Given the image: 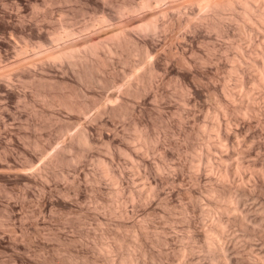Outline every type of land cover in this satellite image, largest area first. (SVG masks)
Wrapping results in <instances>:
<instances>
[{
	"label": "rangeland",
	"instance_id": "374dc122",
	"mask_svg": "<svg viewBox=\"0 0 264 264\" xmlns=\"http://www.w3.org/2000/svg\"><path fill=\"white\" fill-rule=\"evenodd\" d=\"M121 1L123 2V0H109L110 4L105 3L107 5L101 7V6H95L94 4L87 2V0H85V1L84 0H0V87L2 86L1 88L4 87V88H7L9 90H13L15 92V94L16 93L20 94L17 96H7L6 92L0 88V264H82V263L83 264H92L93 261L96 262L93 264H98L99 262H100L99 264H101L102 262H104V264H112V263L118 264V262L121 263V261H123L121 259V258H123V256L126 257L129 254H132L133 256L135 255L136 259L140 257L138 259L139 263L137 262L136 264H143V263L144 264H155L158 261V259L161 260L162 257L166 256L167 253H168L167 256L163 258V260H166V261H164L162 264H164V263L166 264V262H167L166 258L167 257H169L171 259L170 254H172V256H174V258H176V259H174L172 257L171 260L173 263H171L170 262L171 260L169 261V258H168V261L170 262V264H174L175 260H176L175 264H180L181 261L178 262L177 260L179 259V257H184V255L182 256L181 252L180 253L178 252L180 250L175 251V249H178L177 244L181 245L180 240L178 239V235H179V238L182 239L180 236H182V234H185V232H187V231H185V229H187L186 228V222L184 220L185 218H183V214L181 211L182 209H180L181 206L179 207L180 203H178L179 201L177 200L180 197V195H179L180 193L179 194L176 193V195H178L179 197L176 196L175 194L173 195V197L174 196L178 197L177 199H175V197H174V200H173L172 196H171L172 199L170 200L171 197L166 199L164 197H166L167 195L161 194L160 198L162 195L164 197L162 196L163 198L159 199V196H158V199L154 200V202L152 203L153 205L155 204L154 207H153V205H151V206H148L147 204L144 205V203H145L144 201L147 200L146 196H143L144 198L141 199V201L139 198L138 199L136 198V201H138L137 203H140V202L141 203L136 205L137 203L134 200V202H135L134 206L136 207V208H134V206L131 207V202L129 199H127L128 202L125 199L121 200L122 197L125 198L124 196L127 194V191H125L123 193V195L120 194V196H119L120 198H118V196H117L115 199H111V200L109 199V197H111L110 193L112 194L113 185H112L109 177H105V176H103V177L101 176L102 178L100 177L101 178V185H102L101 186L102 191H100V192L101 193L103 191L107 192V194L103 192L102 195H105V196L109 195L108 198H106L107 196L106 197L104 196L106 198V200H108V199L109 200H108V204H107L106 201L104 202L105 199L102 198L103 197L102 195H98L99 197L102 196V197H100L101 200L98 196H96L98 202L96 200H94V202H93V200H91V202L98 204V207H95V206H97L96 204H95V206H93V204L90 202V199L92 198V196H91V198L88 197V196L92 195V193H89L90 192V186H89L90 181H89V183L87 180H86L87 182H84V184H85L84 188L86 187L85 189H87V190H85L86 194H85V198H84V203L86 205V208H88V206H89L88 210L90 211V213L92 212L91 215L92 214L93 215L91 216L90 214H88L90 216H87L86 221L84 223V227H85L84 230L87 229L89 231V232L87 231L89 233V235H88V237H86L84 244L80 245L79 242L77 241V233H78V228H79V225H78L79 216L75 210L76 209L75 208L76 200H75V196L73 195L74 194V191H73L74 188L73 187L75 185L73 183H75L74 182L75 181L74 175L76 176V174H77V171H76V174H74L75 173L74 166H76L78 164V162L76 161L77 164L75 163V160H77V159L75 158V160H73L74 157H76V156H73L72 153L75 152L74 155L77 153L76 151L78 148H77V144H75V142L76 141L78 142L79 140L74 141L75 139L73 137H75V135H77L79 133L78 132L79 127L81 128L82 126L87 125V127L84 126V127H82V129L84 128L86 130L88 128L89 131L91 130V127H92V130H91L92 134L95 131L94 128H96L95 127L96 125H97L98 129H100L102 127L101 128L102 130H108L107 127H109V124H108V122L106 123L104 121V119L107 121L109 119V115H108L109 111H107V110L113 105V104H111L112 101L116 102L118 104V101H119L118 98L119 99L122 98L121 100L125 99L123 101V104L126 106L127 110L128 109H130V110L134 109L135 113L139 112V110L143 106H147L148 108H151V110H152V112H151L152 114H150L151 117H147L148 115H146V114L143 115L144 118H146V117L151 118L153 123H154L153 124L154 126L151 127L152 133H150V135L155 133V132H156V134H153L154 136L159 135L160 131L162 133V130H161L162 128H161V125L159 124L160 121H159V118L157 117V111H156L157 108H155V106L152 103L154 98L152 96H148L145 99V103H143L142 100H140V99H139L140 101L138 99H135L136 100L135 101L134 100L135 97L133 98V96L129 92H128V94H130V95L123 92V90H124L123 88L124 87L126 88V86L123 87V85H126L127 82L123 83L122 79H126V78H123L125 75L122 76L123 74L120 71V69L123 70V68H125L124 66H127V68H125V69L128 71V65L129 64L132 65L134 61L137 62L138 64L135 63L136 66H134V68L130 71V73L128 72V76H129L130 81H131V78L132 79L134 78L132 81H135V79H138L137 78L138 74L136 76L134 74L139 73L138 77L141 76L140 72L143 70L142 67H145L144 69H147L149 61L151 62V59H149L150 56L144 57V60H143L142 59L143 57L140 56L141 53H139V55L133 54L132 56H134V59H133V57H129V59L131 61L130 60H127V61L124 60L123 61L124 63H123L122 60L124 59V57H123V59H118V58H121V57H117L118 54L112 53L107 49L108 45L111 42L110 41L111 38L114 37L113 33L115 34L118 32L119 26H121L124 23V24L128 25L127 27L129 29H131V28L136 29L137 26H135V25L133 26L132 24H136V23L139 24V22L142 21V19H141L142 17L145 18L148 15L150 17H152V15L154 14V13H152V11L156 10L155 12L159 13L160 8L158 9V12H157L156 8H154V10H152L153 8L150 9L151 12L144 11L145 10L144 8H143L144 10L141 8L139 9V7H141L140 6L141 0H138V1L134 0V1L139 2L140 4L137 2L134 3V1L129 2L128 4H130V5L132 3H134L135 5L139 4V5H137L138 10H136V11L134 10L137 8L136 7L134 8L133 6H135V5L133 4V5H131V7H132V9L134 8L132 10L134 12L129 14V12L131 11L129 9L131 7L127 3H125V4H127L126 6H124L125 4L122 5ZM127 1H129V0H127ZM177 1H179V0H175V2H177ZM208 1H209V4L211 2H213V0H208ZM119 5L121 7L124 6V8L122 7V9H124L123 10L124 12H125V9L129 8L128 9L129 12H128V10H126L127 12L126 13L123 12V15H122V13H121L122 11L119 10L120 12H118V10H117ZM195 5H197V4H195ZM120 6H119V9H121ZM127 6H128V8H125ZM212 7L213 6H211V9H212ZM196 8H198V7H196ZM196 8H195V10H196ZM202 8H203V6H202ZM240 8L241 7H237L238 12H241V10L239 11ZM205 9H206V7H205ZM211 9L209 10V12L212 16L210 14H209V16L214 17V14H212V13H214L216 10H214V7H213L212 11H211ZM201 11H202V9H201ZM203 11L207 12V10H204V9H203ZM156 13H155V16H153V17L160 18L161 13L158 14L159 17L156 16ZM217 13L215 12V14H217ZM188 15H190V14H188ZM195 16L197 19H199L198 15H195ZM195 16L193 17V14H191V17H193V19L191 17L189 19L193 20L194 22L196 21V23H198V21L200 19L197 20L195 18ZM106 17L108 18L107 19L108 22L105 19ZM103 19H104V21H103ZM138 19H139V21H138ZM140 19H141V21H140ZM194 19H196V20H194ZM120 20L121 21L124 20V22L123 21L121 22ZM130 21H132V22H130ZM201 21L200 22L202 24L203 20L201 19ZM86 22L89 24H91V23H93V24H91V26L88 24V28H86V30H82L83 26L87 25ZM119 22H120V24H119ZM53 29H55L59 32V34H58L57 31H55V33H57V35L55 37H54V34H52L50 32ZM180 29L178 31H182V29L185 30L184 27L180 28ZM178 31H176L174 33V35L178 34V36L175 35L176 36L175 37L172 35V39L168 34H167L168 36L166 35L168 37L167 38L166 36L164 37V35H162L161 33H160L161 35L158 34V36H157V34H155L153 31H148V33L149 32H151V33H149V34L147 33V36L150 35L151 37L150 36H148V37L154 39L157 42V46L160 50L161 49L164 51L169 50V52L171 51V54H172V52L174 53L173 56L174 55H176V56L182 55V53H179V52H182V50L180 47L178 48V46L184 45V47L186 48V46L187 45L189 46V43H190L191 45L192 44L193 45L192 46L190 45L188 48H190V47L194 48L197 46L196 48H198V49L200 48V50H202L203 48L201 46H204L203 45L204 43L207 44L200 37L196 38V37H198L196 34H194V36H196V37H194L193 33H191L189 30H185V31L186 32L189 31L187 33H189V35L191 34L192 36H189V38L184 37L185 39L179 35ZM214 31L215 30L211 29V32H214ZM80 32H81V34H80ZM214 34H216L214 37L216 38V36H217V38H216L217 40H223V39H221L222 38L221 35H219L217 33H213V35ZM115 35H117V34H115ZM155 35L157 37V40H156ZM49 36H52V38L54 37V39L56 38V40L53 39V41H52L51 40L52 38L51 37L49 38ZM80 36H82L86 40V42L82 37L79 38ZM87 36L92 37V38L89 39ZM159 36H160V38H159ZM218 37H221V38H218ZM164 38L167 40H164ZM223 38L225 40L227 39L225 37H223ZM113 39H112V41H113ZM169 39H170V41H169ZM200 39L203 42L199 41ZM107 40H108V42H107ZM183 40L186 41V42H184V43H186V46H185V44H182V45L180 44L183 42ZM88 41H92V42L95 41L96 43H98V41L100 42L99 43L100 47H98V52H97V53H99V55L98 54L97 55L100 57H98L96 54H95L96 56H94V54H92V53H90V55H92V56L89 55V52L87 51V46L86 47L84 46L85 45L84 43H88ZM103 43L104 44L108 43V45L106 44V46H103L102 45ZM198 43L200 45L202 43L203 44L200 46ZM78 45H79L80 49L82 48L81 51L79 52V54L80 53L82 54L84 62H86L85 59L87 58V56L89 57V59H86L87 62L92 57V60L89 61L91 64L89 63L90 65L85 66V67H87V71L90 69L89 73L87 72V75H86L88 78L90 77L91 74L92 75L94 74L93 75L94 79H91V78H93L91 76V78L89 79L90 80L89 83H87L88 80L85 79V76H84L85 73H83V71H81L82 66L80 67L79 66L80 64H77V61L80 57H78V54H77L78 50H76L74 47H76ZM205 46L208 47V44ZM58 47H59V49H58ZM105 47L109 52L106 51V49H104ZM76 48L78 49V47H76ZM83 48H84V50L85 49L86 50L84 51ZM57 49L60 51L59 54L63 55V57L60 55V57H62V59L57 58V56H59V54H57V56L55 54L57 52ZM54 50H56V51H54ZM187 50L188 49L186 48V52L189 53L188 51L190 49L188 51ZM203 50H207V48L203 49ZM192 51L193 50L191 48V52ZM52 52L55 54L56 57L54 56V54ZM83 52H86V54ZM191 52L189 53V55L192 56L193 54H191ZM109 53H112L111 56ZM83 54H85V55H83ZM112 56L113 57L115 56L114 58H117V60L113 58V61H115V62H113L114 63L113 65H115L114 66L115 68L113 66L111 67ZM135 56H139L138 58L142 59L141 63L138 62V59ZM93 57H97V60L99 58H101V59H99L101 61H98L99 62L97 65L98 68H96V69L92 68V66L95 67L94 65L97 64V60L96 59L93 60L94 59ZM55 58H56V61H57V59H59L60 62H59V60L56 62ZM102 58H103V61L105 60L104 62L102 61ZM118 60H120L122 63ZM61 62H62V64H61ZM92 62L95 64L93 65ZM125 62H127V63L125 64ZM206 64L199 63L198 65H200V67L198 65L197 66L199 69H204L206 67L204 69L206 72L208 71V72L212 73L213 71H215L216 68L213 66V63L207 64V65ZM201 66H203V67H201ZM91 69H93V70H91ZM211 69H213V70L211 71ZM96 70L98 71L99 74L96 72ZM126 70H123V71L126 73ZM147 70H144V71H146V73H147ZM217 70H216V72H217L216 74L220 73V75H222V76L225 75L224 77L219 75L220 77H222V79L224 78L227 80L229 77L230 78L232 77L231 79L230 78L228 79V82H229V80H230V82H229L230 84H232L234 82V80H235V78H234L235 76L233 77L234 74L229 73L230 74L229 75L228 72H227V74H225L226 71H224V72H222V73H224V75H223L221 73V70H219V71H217ZM93 71H95L97 74ZM144 71H142V74L144 73ZM90 72H91V74H90ZM116 72H118V73H116ZM112 73H115V75H113V76H115V78H116L115 82H117L113 86H111V84L108 80L109 76H107V75L111 76ZM88 74H90V75H88ZM116 74H118V75H116ZM78 75L79 76L82 75V76L78 78ZM96 75H98V76H96ZM99 75H101V76L99 77ZM105 75L107 78L105 77ZM165 75H167V76H165ZM165 75H164V80L161 82V85L163 84V87L165 88V90H167L168 94H167V96H165V99L164 98L162 99V101L163 100H165V101H163V106L160 107L161 110L164 111L163 113H166V115L169 116L168 118H170V121L173 122L172 129L174 128L175 125L176 126L182 125V124H184V122H185V125L193 124L192 123L193 119H191L192 117L190 118L191 114H190V116H188V119H189L188 120L186 117H184V119L180 118L179 113H178V111L183 110V109H181V107L183 108L185 105L187 107L188 103L187 104L183 103L184 102L183 98H185L183 93L188 95L189 92H187V90H185L184 88H183V91H186L187 93L183 92L180 89L181 86H179V85L176 86L179 83L178 82H176L177 84L175 83L174 80H176V79L172 78L174 76L169 75V74H165ZM121 76H122V78H121ZM219 76H218V78H219ZM96 77H98L97 78L98 83L96 82L97 81ZM81 78H82V80H81ZM117 78H119V79L117 80ZM105 79H106V81H105ZM219 79H221V78H219ZM78 80H79V82H77ZM91 80L92 81L94 80L93 81L94 83L92 82V86L90 83ZM100 81L101 82L103 81L102 83L105 82L104 83L105 85L102 84ZM130 81H129V83H130ZM99 82L101 83V85L99 84ZM83 83H85V84H83ZM132 84H133V82L131 83V85ZM82 85L84 87L85 86L88 87V88L87 87H85V88L87 89L86 93L89 95L85 94L87 96L84 95V99L87 101H90L91 99H93V101L96 103V100L94 99V98H96L98 101L96 104L97 106L96 105L91 106V109L87 113H84V114L80 113V115H79L78 114L79 111L77 112L76 109H73L75 111L74 112L72 109H68L65 105L58 104V102H55L57 100L55 98L56 96L55 97L53 96V98H49L51 96L49 94H52V95L58 94L57 97H59L60 93H62V95L63 94L65 95V93H67V92L69 93L71 90V93H69V95H70V97L72 96L71 98L75 99L76 97H73V95H75L76 92L78 93L77 90H78L79 86L81 87ZM90 87L93 91L89 90ZM257 88L253 87L252 89L257 90ZM118 89H120V90L118 91ZM48 90H52V91H50L52 93H49ZM112 90L115 91V94L124 95L125 98H123V96H121V95H119V96L115 95L113 97L112 96L110 97L109 93H111ZM125 90H127V88ZM147 90H149V89H147ZM58 91H60V92H58ZM89 91L95 92V93L91 92L92 94H94V96H95L94 98L93 97L91 98V96H90L91 94ZM255 91H253L254 94L260 93L259 91L255 93ZM260 91H261V89H260ZM63 92H65V93H63ZM72 92H73V95H72ZM149 92H150V90H149ZM75 96H77V94ZM104 96H105V98H104ZM87 97H90L91 99H89ZM111 98H113V100ZM235 98H238V99H235L237 102H239L240 101L239 99H241L238 96ZM47 99L48 100L50 99L48 103L46 102ZM114 99H115V101H114ZM210 99H209L210 102L208 100L209 105L213 104L212 106L216 107L217 110H216V108L213 109L214 107L212 108V106L208 105L209 107L206 108V110H202L200 112L204 115H205V113H207L205 115L207 119L210 117L208 120H205L204 122H205V125H208L206 127L207 128L210 127L208 129H211V131H213L211 134V132L209 130H206V131H208L207 133L209 134V136H212V137H210L211 140H213L212 138L216 139L217 138L216 136H218V135H217V131L215 132L216 129L212 130L211 124L213 122L218 121V118H219L220 114H222L221 113L222 111L218 109V108H220L219 106L217 107L216 104L213 103V100H212L213 98H210ZM51 100L52 101L54 100V102H51ZM107 100H108V102H107ZM102 101H103V103L106 102L104 104L105 106L104 105L101 106V104H103ZM137 101H139V102H137ZM50 102H51V104H49ZM53 103H55V104H53ZM117 104H115V105H117ZM119 104L123 105L122 101H120ZM191 105L192 104H189L188 107L189 108L192 107ZM100 106L102 108L103 107L106 108V111H105L106 113L100 112L101 114H97L98 116L102 117V119L101 118L99 119V117L97 118V115L94 114V112H97L96 110L100 109ZM125 106H123V110L125 109ZM188 107H187V109H189ZM93 108L95 109V111L93 110ZM192 108H190V109H192ZM153 109H154V111H153ZM130 110H128V111H130ZM171 110H172V112H171ZM218 111H220V114ZM89 113H90V116H89ZM189 113H191V112L189 111ZM129 114L125 113L122 116L119 115V116L114 117L115 118V124L118 128L117 130L119 131V132L117 131V133L118 134H124L123 136L122 135H120V136L126 137V139L129 138V140H130V141H128V143L130 142L129 143L130 144L129 145L130 146L129 154L132 155L130 157V155H125V154L120 153V154H118L119 157H117L116 163L122 164L127 168L126 170H128V171L124 173V179L126 180V183L128 182L127 183V184H129L128 186H130L131 188L133 186L134 189L138 190L139 192H144V195H146L145 192L148 191L149 184H152V183H150L149 177L145 178L146 176L143 175V170L141 169L140 165L138 164L139 158L135 156L134 152H138V151L141 152L142 149H143V152L146 151L145 154L149 158L148 159L149 162L152 164V169L155 168V170H152V171H154L153 174H157V172H155L157 167H155V166L160 163L159 162L160 158L158 157V156L161 157V155L159 154L161 152L160 145H164V146L168 147L169 144L167 145V143H166L167 141L165 142V141H163V139H161V136H163L162 134L159 135L161 140L160 139H158V141L156 140L157 143L155 141H151L150 143L146 141L147 142L146 146H148V147L141 144V142H143L142 140H136L135 141V139L139 138V136L137 134L138 130H136L134 127H132L134 125L130 124V123H132V120H131V117ZM259 114H261V118L264 119V117H263L264 113H259ZM215 115H216V117H213ZM92 116H95L96 120L95 119L92 120ZM220 117H222V115ZM214 118H215V121H213ZM90 119L92 120V123H91ZM99 120L102 124L99 122ZM101 120H103L104 123ZM154 121L157 123H155ZM206 123H208V124H206ZM80 125H82V126H80ZM99 125H101V126H99ZM231 126H233V123L231 124ZM66 127H67V129H66ZM152 128L154 129V131ZM88 129H87V131H88ZM80 131H81V129H80ZM133 132H135V133H133ZM128 133H130V134L133 133L136 135L132 134L131 136H129L130 134H128ZM178 135L179 134H177V133L174 134V132H173V133H169L168 137L172 141L183 142V141H181V140H183V139H181L182 137H180V135L179 136ZM26 136H27L28 141L26 139ZM132 136H135V137L137 136V137L134 139V137H132ZM22 138L25 139V142H24V139H22ZM131 138L133 140H131ZM72 139H74V140H72ZM77 139H78V135H77ZM217 139L222 140V139H220L219 136ZM217 139L214 141H218L217 142L218 144L221 142L222 144L221 143L220 144L223 146L224 141L219 142V140H217ZM102 140L104 141V143H102ZM70 141L73 142L74 144L72 143L73 144L72 145ZM105 141L106 140H104V139H100L99 142H97L98 144L96 143V146H93L94 148L93 147L91 148V149H93L92 150L93 153L96 152V155L94 153V156L98 157V158L97 157L95 158L92 155L93 160H94V161L92 160L93 162H91L92 157H90L91 156L90 155L91 149H89L90 154H88L89 152L85 151L84 155H86V154L87 155L83 156L82 161H81L82 162L81 165L84 164L82 167H85L83 169H85L86 171L85 170L84 171L86 173H88L89 175H90V172H92V170L94 173L100 174V168H98L99 170L97 172H95V170L97 169V166H98V164H97V166H95V164H96L95 161H99L100 159L106 160L108 158V153L106 152V149H108V147H107L108 144L105 145ZM231 142H233V143H230V142L227 143V144H229V146L226 144L223 146L224 149H226V150L228 149L227 151L232 154V155H230V158L228 157V159L226 160V161H228L227 164L234 163V161L235 160L237 161V158L239 157L237 155V153H239V151H237L238 150L237 147L239 148V146H237V143H238V145H240L239 144L240 139H239V141L236 140V143L234 141H231ZM248 143L249 142H247L246 144H248ZM5 144L6 145L8 144V145L6 146ZM78 144H79V142H78ZM231 144H232V146H231ZM3 145H5V147H9L8 149L6 148L7 151H9V152L6 151L8 153V154H6V157L4 156L5 154L3 153V152H5L4 151L5 148ZM70 145H72V147ZM78 146H80V144ZM101 146H103V148ZM137 146H138V148H137ZM67 147H68V149H67ZM105 147H107V148H105ZM133 148H135V149H133ZM148 148H149V150H148ZM231 149H233V150H231ZM59 151H60V153H59ZM56 153L60 154V155H58L60 157L57 156V158H55ZM182 154H183V152H182ZM189 154L190 153H185V157H186V155L188 157ZM25 155L28 157L26 158ZM61 155L63 156V158H61ZM251 156H252V158L258 157L257 155H254V154H251L250 157ZM84 157H86V158H84ZM172 157L170 159L168 158L167 161L168 162L170 161V163H171V161L173 162V160H174L173 158H175V156L173 158ZM157 159L159 161H157ZM233 159H235V160H233ZM156 161L158 162V164L156 163ZM25 162L26 163L28 162L29 165H25ZM18 163L19 164L21 163L20 165H22V166L25 165L21 169L19 168L22 171V172L20 171L21 173L29 172L28 174H30V175L32 174L31 176L36 175V177L34 176V180L32 182L25 184L23 181H19L15 178V174H14L15 171L13 169L16 168V166L14 164L18 165ZM74 163H75V165H74ZM155 163H156V165H155ZM132 164L134 165V167ZM13 166H15V167H13ZM19 166H17V168ZM166 168L167 167H164V169L162 168L165 173H168L169 171H171V169H169V168L166 169ZM130 169H131V171H130ZM162 169H157V171L162 172ZM89 170H91V171H89ZM190 170H191V168L190 169L184 168V170H182L183 171L182 172V174H183L182 175L183 176V185H181L182 182L179 183L178 185L183 186V187H184V185L186 187H188L187 185H189V187H190V184H192V182H193V177H191L192 180L190 179V175H189L191 173ZM138 171H140L139 175H138V173H139ZM166 171H168V172H166ZM187 171H190V172H187ZM42 172H44V173H42ZM37 173H41V175L46 173V176H48L47 177L48 180H45L46 182L44 181L46 184L45 187H43L40 184L42 181V179H41L42 177H39V174H37ZM247 173H248V175L250 174L249 172H247ZM5 174H8L10 177L8 182H4V179L2 178ZM1 175H2V177H1ZM191 176H193V172L191 173ZM186 178H187V180H186ZM126 183L124 185H126ZM175 184H177V183L175 182L174 184H170V182H164L162 189L164 191H165V189L169 190V189H171L170 188L171 185L173 186L172 188H177V187H174V186H177ZM194 184L195 183L193 182L192 185H194ZM195 186H197V185H195ZM164 187H165V189H164ZM6 189L8 190V192H6ZM140 189H141V191H140ZM145 190H147V191H145ZM100 192H99V194H100ZM10 193L13 195L10 196ZM41 195L43 196V198L47 199V201L50 200L51 202L46 203L45 206H43V207L40 206ZM111 198H113V197H111ZM155 198H157V197H155ZM58 199H62L63 201H65V203L64 202L60 203L58 201ZM118 199H120L122 202L125 201L123 204L120 203V205H123L122 208H124L125 204L127 203L126 209H129L128 214H124V213L123 214L121 213L122 215L119 214L125 208L122 210V208L118 202L120 200H118ZM7 200H9L12 203V208H13L11 211L13 216H11L12 218H10L9 220L6 219L8 216L5 214V211H4L5 210V208H4L5 203ZM112 200L115 203H118V206L120 209H117L118 208L117 204L114 205V202H112ZM115 200H117V201H115ZM159 200H162V201H159ZM165 200H167V202ZM99 201H100V203H101V201H103V203H105L104 206H106V205L107 206L104 207L103 205H100ZM176 201H178V202H176ZM246 201H247L246 204H248V206L251 207L250 208L251 210L253 208L254 209L255 208L260 209V206L262 204H264V200H262L260 198H258V200H257L256 196H248L246 198ZM160 202H162L164 204V206L162 203L160 206ZM168 202L173 203V208H171L172 204L169 205L170 203L168 204L169 207L166 205ZM103 203H101V204H103ZM111 203H113V204H111ZM174 203L176 205L178 204V206H176V208L174 207L175 206ZM257 204H258V207H257ZM99 206L100 207L102 206V208H100ZM252 206H254V207H252ZM115 209H117V210L115 211ZM259 209H258V212H260ZM166 210L168 212H166ZM170 210H172V211H170ZM255 210H257V209H255ZM159 211H160V213H159ZM230 211H234V209H230ZM171 212H173V213H171ZM252 212L257 213V211H253V210H252ZM76 214H77V216H76ZM129 214H130V216H129ZM160 214L161 215L164 214V216L163 215L161 216ZM180 215H182V216H180ZM127 216H129L131 219ZM134 218H136V219L134 220ZM121 219H123L124 223H125L123 226V227H126L125 233L128 231V228L130 227L129 224L131 222H133V224H130V225H132L131 227H133L134 222H136V220L138 221L141 219H143V220L146 219L145 221H147L149 223L148 224L146 222L149 225L147 235L148 234H150V235H148L149 236L148 238L147 237L145 238V241L143 240V243L145 242V244H143V243L141 244L144 247L143 251H141L142 247H140V246H138V248L137 247H134V249L132 248L134 245L137 246V244H134L135 243L134 241H136L135 238H134L135 240H133V242H132V239H133L132 236H134L131 233L132 228H131V232H130L132 235H129L130 233L127 234L128 232L126 234H124V232H123L124 228H122L119 230V233H121V234L123 233V234L122 235L120 234L119 237L120 236H123V238L125 237L124 241H126V242L123 241L122 237L118 238L117 243L119 241V244H120V240H122V242H121L122 246L120 244V245H118L119 247L118 246L116 247L117 249H115L114 252L113 251L111 253L108 252L109 250H108L107 246H109L108 242H110L109 241L110 236H107V235H109V233H107V232L110 231V230L108 231V229H111V227H112L111 225L115 224L116 221H120ZM125 220L127 221V223ZM143 220H141V222ZM198 226H199V224H198ZM227 226H231V228L227 227ZM261 226L264 227V225H261ZM238 227H239L238 225H232V224L226 225V228H227L226 231H228V232H226V231L225 232H226L227 238H229L231 241L230 242L231 251L234 250V251H232L234 255H237V254L240 255L241 253H243V255L245 254L246 256L249 253L255 254V251H252L250 248L249 249L246 248V245L248 244V243H246L247 239L245 240L243 238V237L246 238V236L243 235L242 228L240 229V227L239 228ZM153 228H154L153 231H155V233L152 231ZM158 229L160 231H158ZM102 231L105 233H103ZM129 231H130V229H129ZM163 231L166 233H164ZM157 232L158 233L162 232L161 233L162 235H159ZM241 232H242V234H240ZM180 233H182V234L180 235ZM233 233L234 234L236 233V234L233 235ZM230 234H231V236H230ZM240 235L242 236V238H240L241 237ZM23 236H24V238H23ZM129 236L132 239H130ZM164 236H165V238H166V236L168 238V242L164 240L166 243H164L163 240L161 242V239H163ZM167 238H166V240H167ZM233 238H234V241L235 240L236 241L238 240V241L237 242L233 241V243H232ZM250 240H254V238L252 237V239L250 238ZM129 242H132V243H129ZM182 242H183V239L181 240V243ZM124 243H126V245H124ZM234 243H235V245H233ZM93 244L95 245L94 247H93ZM130 244H132V245L134 244V245L132 246ZM231 244L233 245V247ZM236 244H237V247H236ZM95 247H97V248L95 249ZM127 247H129V249H130L129 251H128ZM243 247H245L248 252H249V250L251 252L248 253L245 250V248H243ZM247 247H248V245H247ZM145 248L147 249V251ZM237 248H239V249H237ZM241 248H243L245 251H241L242 250ZM93 249H95L96 251H94ZM125 249L127 251H125ZM139 249H141V250L139 251ZM166 249L168 250V252ZM235 250L238 252H236ZM164 251H165V253L166 252L167 253L165 254ZM177 252L179 254H181V256H179V254ZM198 252H200V251L197 250L196 253H198ZM127 253H128V255H127ZM159 253H160V255H159ZM161 253H162V255H161ZM200 253H202V251ZM152 255H154V256H152ZM94 259L95 260L97 259V261H95ZM182 259L183 258H180L179 260H182ZM126 260H127V258H124L123 262L126 263L125 262ZM89 262H91V263H89ZM257 264H259V262Z\"/></svg>",
	"mask_w": 264,
	"mask_h": 264
},
{
	"label": "bare ground",
	"instance_id": "6f19581e",
	"mask_svg": "<svg viewBox=\"0 0 264 264\" xmlns=\"http://www.w3.org/2000/svg\"><path fill=\"white\" fill-rule=\"evenodd\" d=\"M133 1L134 0H129V1L123 0V2L121 1L122 2L121 4L122 5L125 3L128 4L129 2H133ZM137 1H134V3ZM87 2H90V3L94 4L95 6H101V7L106 6L107 4H105V3L110 4L109 0H87ZM174 2H175V0H141V2H140L141 7L138 6L139 9L144 8L145 9V10L143 9L144 11L151 12L150 9L153 8L152 10H154V8H156L157 12H158V9L160 8L159 13H161L160 14L161 17L160 18L153 17V16H155L156 10L152 11V13H154L152 15V17H150L149 15H148L149 17L148 16L145 18L142 17L141 18L142 21L140 19L141 22H139V24L138 23L132 24L133 26L134 25L137 26L136 29H133V28L129 29L127 27L128 25L123 23L121 26H119L118 32L115 33L117 35H115L113 33L114 39L111 38L110 44L109 45H108V43L102 44L103 46H106V44H107L108 45L107 49L110 52L118 54L117 57H121L118 59H123V57H124L122 62L124 60L125 61L130 60L129 57H133V59H134V56H132L133 54L139 55V53H141L140 56L143 57V58L141 57L143 60H144V57H146V56L151 57V58L149 57V59H151V62L149 61L150 64L148 63V66H147L148 70L144 69L145 67H142L143 68L142 71L147 70V73H146V71H144V73L142 74V71H141L140 77H138L139 73L134 74L135 76L138 74L137 75L138 79H135V81H132L134 78L132 79L131 77H130L131 78V81H130L129 76H128V72L130 73V71L134 68V66H136L135 63H137V62L132 61L133 64L128 65V71L125 69V68H127V66H124L125 68H123V70H126V73L122 69H120V71L123 74L122 76L125 75L123 78H126V79H122L123 83L127 82L126 85H123V87L126 86L127 90H125L126 88L124 87L123 92H125L127 94L129 92L133 96V98L135 97L134 100L140 99V100H142L143 103H145V99L148 96H152L154 98L152 103L155 106V108H157L156 109L157 117L159 118V121H160V122L159 121L158 122L162 128V129L160 128L162 130V133H161V131L160 132L158 131V132L160 133L159 135H161V134L163 135V136H161V139H163V141H165V142L167 141L166 143H167V145L169 144V146H168L169 148L167 146L160 145L161 152L159 154L161 155V157L158 156L160 158V159L158 158L160 161L157 159V161H159L160 163L158 164V162L156 161V163L158 165H156V163H155L156 166L154 164L153 165L155 167H157V169H162V168L164 169V167H167V168L171 169V171H169V172L166 171L168 173H165L164 170L162 169V172H163L162 173L161 171H157V169H156L155 172H157V174H153L154 171H152V170H155V168L152 169V164L149 162V160H148L149 158L145 154L146 151L144 150L145 152H143V149H142L141 152H139V151L134 152V154L136 157L139 158L138 164L140 165L141 169L143 170V175L146 176L145 178L149 177L150 183H152V184H149L148 191L145 190V191H147V192H145L146 195H144V192H139L138 190L134 189L133 186H132V188L130 186H128L129 185V184H127L128 182L126 183V180L124 179V173L127 172L128 170H126L127 168L124 165L119 164V163L117 164L116 160H117V157H119L118 154H120V153L125 154V155H130V157L132 156L131 154H129V148H130L129 143L130 142L128 143V141H130V140H129V138L126 139V137H122L124 134H118L117 133L118 128L115 124V118L114 117L119 116V115L122 116L125 113H128V114L130 113L129 115H130L131 120H132V123H130V124L134 125V126H132V125L131 126L134 127L136 130H138L137 134H138L139 138L135 139L137 136L136 137L132 136V137H134L135 141L136 140H142L143 142H141V141L140 142L144 146L147 145L146 144L147 142L150 143L151 141H155L157 143L158 139H160V136L159 135L154 136L153 134H156V132L151 134L152 136L150 135V133H152L151 127L154 126L152 119L147 118V117H151L150 116V114H152L151 108H148L147 106H143V107H141L139 112L135 113L134 109H132V110L128 109L130 111L127 110L126 106L123 104V101L125 99L121 100L122 98L121 99L118 98V100H119L118 104L120 103V101H122L123 105H121V104L118 105L116 102L112 101L113 103L111 102V104H113V105L107 110V111H109L108 121L103 118L104 121L106 123L108 122V124H109V127H107L108 130H102L101 129L102 127L100 129H98L97 125L95 124L96 128H94L95 131L93 130L94 133L92 134L91 133L92 127H91L90 131L87 128L89 131L88 132L87 129L86 130L84 128L82 129V127H84V126L87 127V125L83 124L84 126L80 125L82 127L81 128L79 127V131H78L79 133L77 132L78 133L77 134L78 139H77V135H75V137H73L75 140L72 139L74 141L79 140L78 142L80 144V146H78L79 145L78 142L77 141H76L77 143L75 142V144H77V148H78L77 151L75 150L77 153L75 155H74L75 152L72 153L73 156H76V157H74L73 160H75V158H76L77 160H75V163L77 164V162H78V164L76 166H74V170H75L74 174H76V171H77V174H76V176L74 175L75 181L73 180L75 182V183H73L75 185L73 187L74 188V190H73L74 194L73 195L75 196V200H76V203H75L76 209L75 210L79 216V219H78L79 220L78 221L79 228H78V233H77V241L79 242L80 245H82V244H84L86 237H88L89 231L87 229L84 230V228H85L84 223L86 221L87 216H90L92 213V212L90 213V211L88 210L89 206H88V208H86V205L84 203V198H85V194H86L85 190H87V189H85L86 187L84 188V185H85L84 182L88 181V183H89V181H90V184H91V185L89 184V186H90V192L89 193H92V195L89 194L90 196H88V197L91 198V196H92L93 199L91 198L90 202H91V200H93V202H94V200H96L98 202L96 196L102 195L103 192L107 194V192H105V191H103L102 193L100 192V191H102V189H101V186H102L101 185V178L103 176H105V177H109V179L113 185L112 194L109 192L111 197H113V198L109 197V199L110 200L115 199L117 196H118V198H120L119 197L120 194L123 195V193L125 191H127V194L125 193L126 195L124 196L125 198L122 197L121 200L129 199L131 202V207L135 205V202L136 203L138 202V201H136V198L137 199L139 198L141 201V199L144 198L143 196H146L147 200L145 199L146 201H144L145 202L144 205L147 204L148 206H151V205H153L152 203L154 202V200L158 199V196H159V199H161L164 197L163 195L165 194L167 196L164 198L168 199L171 196L173 197L174 194L176 195V193H178V194L180 193L179 194L180 197L178 195H176L179 198L175 197V196L174 197H175V199L178 198L177 200L179 202L178 201H176V202L180 203L179 207L181 206L180 209H182L181 211L183 214V218H185L184 220L186 222V228H187V229H185V231H187V232H185V234H182L183 232L180 233V235L182 234V236H183V237L180 236L183 239L182 243H181L182 239H180L179 235H178V239L180 240L181 245L177 244L178 249H175V251L180 250L178 252L179 253L181 252L182 256L184 255V257H179V256H181V254H179L177 252L179 254V256H178L179 259L183 258L182 260H179V259L177 260L178 262L181 261L180 264H257L258 262H259V264H264V227L261 226V225H264V204H262L260 206V209L259 208H255L257 210H255L254 208L252 209L253 211H257V213L252 212V210L250 209L251 207H249L248 204H246L247 203L246 198L248 196H256L257 200H258V198L264 200V119H262L261 114H259V113H264V0H219V1L213 0V2L210 1L212 4L211 3L209 4L208 0H184V1L179 0L175 3ZM134 3H132L131 5H133ZM137 3H139V2H137ZM127 4H125L124 6H126ZM139 4H136V5L134 4L135 6H133V7L137 8V5H139ZM195 4H197V5H195ZM128 5L131 7L130 4H128ZM194 5L198 8H196ZM119 6H118L117 10H118V12L122 11L121 13L123 15L124 9H122V7L124 8V6H122V7L120 6L122 10L119 9ZM202 6H203V8H202ZM204 6L206 7V9ZM211 6L214 7V10H216L215 11L216 13L218 12L217 14H215V12L214 13L211 12L212 14H214V17H211L212 15L209 12V10L211 9ZM213 7H212V9H213ZM237 7H241L239 9V11L241 10V12H238ZM125 8H128V6ZM195 8H196V10H195ZM128 9H125L124 13H126L127 12L126 10H128ZM133 9L131 7L129 9L131 11L129 12V10H128L129 14L134 12V11H132ZM201 9H202V11H201ZM203 9L207 10L208 13L203 11ZM212 9H211V11H212ZM134 10L136 11V10H138V8L134 9ZM159 13H156L157 17H159L158 16ZM188 14H190V15H188ZM191 14H193V17L195 15L199 16V17L198 16L197 17L200 20L197 19L195 16V18L197 20H199L198 23H196V21L194 22L193 20L189 19L191 17ZM209 14L211 16H209ZM193 17H191V18L193 19ZM105 19L107 20L108 18L106 17ZM196 19H194V20H196ZM201 19L203 20L202 24H201V22H202ZM103 21H104V19H103ZM122 21L124 22V20H122ZM138 21H139V19H138ZM107 22H108V20H107ZM130 22H132V21H130ZM88 24L89 23H87V25L83 26L82 30H86V28H88ZM91 24H93V23H91ZM91 24H89V25L91 26ZM119 24H120V22H119ZM183 27L185 28V30H189L191 33H193V36H194V34H196L198 36V37H196V36H194V37H196V38L200 37L204 42H206L208 44V47L205 46L207 44H205V43L204 44L202 43V44L207 48V50H203L206 48L204 46H201L202 44L200 45L199 43L198 44L203 48L202 50H200V48L199 49L196 48L197 46L194 48L193 47L188 48L191 44L187 41L189 43V46L188 45L186 46V43H184L186 41L183 40V42L180 44L181 45L185 44L186 48L188 50L190 49L189 51L187 50L189 53L191 52V48H192L193 51L191 52V54H193V55L191 56V55H189V53L186 52V48L184 47V45H182V46L177 45L178 48L179 47L181 48L182 52H179V53H182V55L181 56H176V55L173 56V54H174L173 52L171 54V51L169 52V50H167V51L166 50L164 51L162 49L160 50L157 46V42L154 39L149 38L148 36H150V35L147 36L148 31H153L155 34H157V36L160 33L162 35H164V37L168 34L172 39V35L178 36V34L174 35V33ZM55 29L50 31L52 34H54V37L57 35V33L59 34V32ZM211 29L215 30V31L211 32ZM185 30L182 29V31H178L179 35L182 36L183 38L184 37L189 38V36H192L191 34L189 35V33H187L189 31L186 32ZM55 31H57V33H55ZM149 33H151V32H149ZM213 33H217V34L221 35L222 38L221 37H218V38H221L224 41L223 40H217L216 39L217 36H216V38L214 37L216 34L213 35ZM80 34H81V32H80ZM50 37L52 38V36H49V38ZM54 37L51 39L52 41H53ZM81 37L82 36H80L79 38H81ZM155 37H156V35H155ZM223 37L227 38L226 39L227 41ZM88 38L90 39L92 37H88ZM159 38H160V36H159ZM112 39H113V41H112ZM201 39L199 41L203 42ZM54 40H56V38ZM156 40H157V37H156ZM164 40H167V39L164 38ZM169 41H170V39H169ZM85 42H86V40H85ZM107 42H108V40H107ZM99 43H100L99 41H98V43H96L95 41H93V42L88 41V43H84L85 44L84 46L85 47L87 46V51L89 52V55H90V53L94 54V56H96L97 54L99 55V53H97L98 47H100ZM76 47H78V49ZM76 47H74V48L76 50H78L77 54H78V57H80L78 59L79 62L77 61V64H80L79 65L80 67L82 66L81 71H83V73H85L84 74L85 79L88 80L87 83H89V81H90L89 79L91 78V76L93 77L94 74L92 75L90 72L91 75L88 74V75H90V77L88 78L86 75H87V72L89 73L90 69L87 71V67H85V66L91 64L89 61L92 60V57L87 62L86 59H89V57L87 56L86 59L84 58L86 61V62H84L82 54L81 53L79 54V52L81 51L82 48L80 49L79 45ZM58 49H59V47H58ZM58 49H57V52L55 53L56 56L60 52ZM104 49H106V47ZM107 49H106V51H108ZM83 50H84V48H83ZM54 51H56V50H54ZM83 53L86 54V52H83ZM112 53H109L110 56ZM55 54H54V56H55ZM85 54H83V55H85ZM60 55L61 54H59V56H57V58L62 59L63 55H61L62 57H60ZM90 56H92V55H90ZM98 57H100V56H98ZM114 57L112 56V59H111V67L115 66V65H113L114 64L113 62H115V61H113ZM135 57H137L138 62L141 63L142 59H139L138 58L139 56H135ZM93 58H94L93 60H95V59L97 60V57H93ZM103 58H102V61H103ZM59 59H57V61ZM99 59H101V58H99ZM99 59L97 60L96 65H94L95 64V63H93L94 61L92 62L93 65L95 66V67L92 66V68H95V69L98 68L97 67V65L99 63L98 61H101ZM114 59L117 60V58H114ZM55 61H56V58H55ZM118 61H120V60H118ZM59 62H60V60H59ZM62 62H61V64H62ZM126 63L127 62H125V64ZM199 63H201V64L213 63V66L216 69L214 68L215 71H213L212 73L208 72V71L206 72L204 70L206 67L204 69L198 68V66L200 67V65H198ZM201 67H203V66H201ZM91 70H93V69H91ZM212 70L213 69H211V71ZM216 70L217 71L221 70V73L226 71L225 74H227V72H228V74L229 73L234 74L233 75V77L235 76L234 82L232 84L229 83L230 80L228 82V79L230 77L227 80L224 78L222 79V77L225 76L224 73H222L224 76L220 75V73L216 74L217 73ZM93 72H95V71H93ZM96 72L98 73L97 70H96ZM116 73H118V72H116ZM165 74H169V75L174 76L172 78L176 79V80H174L175 83L176 82L179 83V84L176 83L177 84L176 86L179 85V86H181L180 89L182 91L184 88L185 90H187V92H189L188 95L183 93L186 91L182 92L184 94V97H185V98H183L184 99L183 103H185V104L188 103L187 107L189 104H192L191 106L193 108L192 107H190V108H192L193 110L190 109L189 107L188 108L190 110L187 109L186 105L184 104L185 106L183 108L181 107V109H183V110H180V111L177 110V111L179 113L180 118H182V119H184V117H186L188 119V116H190V114H191L190 118L192 117L191 119H193V122H192L193 124L185 125V122H184V124H182V125H177V126L175 125L174 128L172 129L173 122H171L170 118H168L169 116H167L166 113H163L164 111L161 110L160 107L163 106V101H165V100L162 101V99L163 98L165 99V96H167V94H168L167 90H165V88L163 87V84L161 85V82L164 80ZM79 75H78V78L82 76V75L81 76H79ZM113 75H115V73H112L111 76L107 75V76H109L108 80H109L111 86H113L115 83H117V82H115L116 78ZM116 75H118V74H116ZM219 75L222 77H220ZM96 76H98V75H96ZM100 76L101 75H99V77ZM122 76H121V78H122ZM165 76H167V75H165ZM218 76L221 79H219ZM105 77H106V75H105ZM97 78L98 77H96V79ZM119 78H117V80ZM91 79H94V77ZM81 80H82V78H81ZM93 81L91 80V82H90L91 86H92ZM105 81H106V79H105ZM129 81H130V83H129ZM77 82H79V80ZM96 82L98 83V79ZM100 82H99V84L101 85V83L103 81L101 83ZM132 82H133V84L131 85ZM85 83H83V84H85ZM104 83H102V84H104ZM85 87H87V86H85ZM85 87L83 85L81 87L79 86V88L77 90L78 93L76 92L77 96H75L76 94L73 95V92H72L73 97H76L75 99L71 98L72 96L70 97V95H69V93H71V90L69 93L63 92V93H65V95L64 94L62 95V93H60L59 97H57V95H58V94H56L57 92L55 93L56 95L49 94L52 96V97L50 96L49 98H53V96L54 97L56 96L55 98L57 100L55 102H58V104L65 105L68 109H72V110L76 109L77 112L79 111L78 112L79 115H80V113L84 114V113L89 112V110L91 109V106L96 105L98 102L97 99L94 98L95 97L94 94H92L95 92H92L93 90L91 89V87L89 88V90H92L91 91L92 93L89 91L91 94L90 96H91V98L93 97L96 100V103L90 97H87V98L91 99L92 101L91 100L87 101L84 99V95L87 94L86 93L87 89ZM253 87L254 88L258 87L257 90L259 89L258 91L260 93L254 94L253 91H255L256 89L253 90L252 89ZM1 89H3L6 92L7 96L20 95L18 93L15 94V92L13 90H9V89L4 88V87ZM147 89H149L150 92ZM260 89H261V91H260ZM119 90L120 89H118V91ZM257 90L255 91V93L258 92ZM48 91H49V93H52V92H50L52 90H48ZM58 92H60V91H58ZM109 94H110L109 95L110 97L118 95V94H115V91H113V90ZM130 94H128V95H130ZM87 95H89V94H87ZM87 95H85V96H87ZM119 95H121V94H119ZM121 96H123V98H125L124 95H121ZM237 96L241 98V99H239L240 100L239 102H237L235 100V99H238V98H235ZM104 98H105V96H104ZM210 98H213L212 99L213 103L216 104L217 107L219 106L220 108H218V109L222 111L221 112L222 114H220V111H218L220 116L222 115V117L219 116L220 119L218 118L217 122H213L211 124L212 130L216 129L215 132L217 131V135L222 140L217 139L218 136H216L217 138L216 137L215 138L217 140H219V142L224 141L223 146L225 144L229 146V144H227V143H229V142L233 143L231 141H234L236 143V140L239 141V139H240V143H239L240 145H238V143H237V146H239V148L237 147V149H238L237 151H239V153H237V155L239 157L237 158V161L235 159H233L235 161L232 164H227L228 161H226L228 159V157L230 158V155H232V154L227 151L228 149L226 150L223 148V146L221 145L222 144L221 142H220L221 144L219 143L221 145L220 146L217 143L218 141H214L216 139L212 138L213 140H211L210 137H212V136H209V134L207 133L208 131H206V130H209L211 132V134L213 132V131H211V129H208L210 127H208V128L206 127L208 125H205V122H204L205 120H208L210 117L207 119L205 116L207 113H205V115H204L200 111L206 110V108L213 105L211 103H210L211 105H209V102L211 100ZM111 99L113 100V98H111ZM49 100L47 99L46 102L48 103ZM208 100H209V102H208ZM103 101H102V103H103ZM114 101H115V99H114ZM139 101H137V102H139ZM51 102H54V100L53 101L51 100ZM51 102L49 104H51ZM107 102H108V100H107ZM105 103L101 104V106L104 105ZM114 103L117 105H115ZM53 104H55V103H53ZM101 106H100V109L98 108L99 110H96L97 112H94V114L97 115V114H101L102 112L106 111V108L105 107L102 108ZM123 106H125L124 110H123ZM213 107L214 106H212V108ZM94 108H93V110L95 111ZM215 108L216 107H214L213 109H215ZM216 110H217V108H216ZM153 111H154V109H153ZM189 111L191 113H189ZM171 112H172V110H171ZM144 114H146L148 116L147 117L145 116L146 118H144L143 117ZM89 116H90V113H89ZM95 116H92V120L96 118ZM98 117H99V119L100 118L102 119V117L97 115V118ZM213 117H216V115ZM92 120H91V123H92ZM101 121L103 122V120H101ZM213 121H215V118ZM99 122H100V120H99ZM155 123H157V122H155ZM232 123H233V126H231ZM206 124H208V123H206ZM99 126H101V125H99ZM67 127H66V129H67ZM80 129H81V131H80ZM153 131H154V129H153ZM173 132H174V134L175 133L179 134L180 137H182L181 139H183V140H181V141H183V142L172 141L168 137V134L173 133ZM133 133H135V132H133ZM128 134H130V133H128ZM132 134H130L129 136H131ZM120 135H122V136H120ZM133 135H136V134H133ZM24 138H22V139H24ZM26 139H27V136H26ZM100 139L106 140L105 145L108 144V146H107L108 149H106V152L108 153V158L106 160L100 159L99 161H95L96 162V164L94 163L95 166H97V164H98L95 172H97L99 170L98 168H100V174L94 173L92 170V172H90V175H89L88 173L85 172L86 170L83 169L85 167H82L84 164L81 165V163H82L81 161H82L83 156L87 155V154L84 155L85 151L89 152L88 154H90L89 149H91L93 146H96V143L99 142ZM131 140H133V139L131 138ZM27 141H28V139H27ZM24 142H25V139H24ZM247 142H249V143L246 144ZM72 143L73 142H71V144ZM102 143H104L103 140H102ZM5 145H3L5 148L4 149L5 152H3V153L5 154L4 156L6 157V154H8L7 152H9V151H7V149L9 147H5ZM72 145H70V146L72 147ZM231 146H232V144H231ZM68 147H67V149H68ZM101 147L103 148V146H101ZM107 147H105V148H107ZM146 147H148V146H146ZM137 148H138V146H137ZM149 148H148V150H149ZM133 149H135V148H133ZM92 150L93 149H91V154H90L91 156L90 157H92V155L94 156V153L96 155V152L93 153ZM231 150H233V149H231ZM182 152H183V154H182ZM184 152L190 153L189 156L187 157V155H186V157H185ZM59 153H60V151H59ZM56 154H55V158H57V156L60 155V154H57V155ZM251 154L257 155L258 157L256 156L257 158H255V157L252 158V156L250 157ZM62 155H61V158H63ZM172 156L173 157L175 156V158H173ZM27 157L28 156H26V158ZM58 157H60V156H58ZM171 157L174 160L172 159L173 162L171 161V163H170V161L168 162L167 160H168V158L170 159ZM84 158H86V157H84ZM92 160H93V157L91 158V162L94 161V160L93 161ZM75 163H74V165H75ZM16 164H14L16 166V168L13 169L15 171V173H14L15 178L19 181H23L25 184L32 182L34 180V176L36 177V175L31 176L32 174L31 175L28 174L29 172L21 173L22 171L20 170L23 166L29 165V163L25 162V165H23V166L20 165L21 163L20 164L18 163V165H16ZM15 166H13V167H15ZM17 166H19V167L17 168ZM133 167H134V165H133ZM184 168L185 169L191 168L190 171H191V173L193 172V176H191V173L189 175H190V179H191V177H193V182L195 184L192 185L193 184V182H192V184H190V187H189V185H187L188 187H186L185 185H184V187L178 185L181 182H182L181 185H183V176H182L183 171L182 170H184ZM89 171H91V170H89ZM130 171H131V169H130ZM190 171H187V172H190ZM138 172H139L138 173V175H139L140 171H138ZM247 172H249L250 174L248 175ZM42 173H44V172H42ZM37 174H39V177H42L41 178L42 181L40 184L43 187H45L46 186L45 180H48L47 179L48 176H46V173L42 174V175H41V173H37ZM1 177H2V175H1ZM2 178L4 179V182H8L10 179L8 174H5ZM186 180H187V178H186ZM164 182H170V184H174L176 182L177 184H175V185H177V186H174V187H177V188H172L173 186L171 185V187H170L171 189L168 188L169 190H166L164 187V189H165V191H164L162 189ZM125 183L127 186L124 185ZM195 185H197V186H195ZM140 191H141V189H140ZM6 192H8L7 189H6ZM99 192H100V194H99ZM161 194H163L162 195L163 197L161 196V198H160ZM11 195H13V194L10 193V196ZM102 196H100V197L104 198L105 199L104 202L106 201L108 204L109 199L106 200V198H108L109 195H106L107 197L105 195H102ZM155 197H157V198H155ZM172 197L170 198V200L172 199ZM174 197H173V200H174ZM40 199H41L40 206H42V207L45 206L46 203L51 202L50 200L47 201V199L43 198L42 195H41ZM100 200H101V198H100ZM118 200H120V199H118ZM134 200H135V202H134ZM162 200H159V201H162ZM58 201L60 203H63V202L65 203V201H63L62 199H58ZM115 201H117V200H115ZM120 201H118L119 205H120V203L123 204L125 202V201L124 202H122V201L120 202ZM165 201L167 202V200H165ZM93 202H91V203L93 204V206H95L96 203H93ZM112 202H114V201L112 200ZM127 202H128V200H127ZM101 203H103V201H101ZM101 203L99 201L100 205H103V206L105 205V203H103V204H101ZM140 203H137L136 205H138ZM161 203L162 202H160V206H161ZM169 203L170 202H168L166 205L168 206ZM111 204H113V203H111ZM116 204L118 206V203L114 202V205H116ZM96 205L97 206H95V207H98V204H96ZM126 205H127V203L124 206L125 209L122 208L123 205H120L122 210L123 209L124 210L123 211L121 210L122 212H120L119 214H121V213L122 214L123 213L128 214L129 209H126ZM154 205H153V207H154ZM169 205H171V208H173V203H170ZM106 206H104V207H106ZM163 206H164V204H163ZM176 206H178V204L177 205L175 204L174 207L176 208ZM252 207H254V206H252ZM257 207H258V204H257ZM4 208H5V210H4L5 214L8 216V217L6 216L7 217L6 219L9 220L10 218H12L11 216H13V214L11 212L13 209L12 203L9 200H7ZM100 208H102V206ZM134 208H136V207L134 206ZM117 209H120L119 206ZM117 209H115V211ZM230 209H234V211H230ZM258 209L260 210V212H258ZM167 210H166V212L169 211V210L168 211ZM170 211H172V210H170ZM159 213H160V211H159ZM171 213H173V212H171ZM88 214H90V215H88ZM162 215L164 216V214H162ZM76 216H77V214H76ZM129 216H130V214H129ZM129 216H127V217H129ZM180 216H182V215H180ZM136 218H134V220ZM141 220H143V219H141ZM141 220H138V221L136 220V222H134L133 227H131L132 225H130V224H133V222H131L130 224L128 223L130 227L128 226L129 227L128 231H127L128 233L126 232L127 234H129L131 232V228H132L131 233L134 235V236H132L133 239L130 236L129 237H130V239H132V242H133V240L136 239V241H134L135 242L134 244H137V246L134 244H133L134 246L132 244H130V245L133 246L132 247L133 249H134V247L138 248V246L142 247V250L139 249V251L140 250L143 251L144 247L141 244L143 243V240L145 241V238L146 237L148 238L149 237L148 235H150V234L147 235L149 223L147 221H145L146 219L143 220L142 222H141ZM116 222H115V224L111 225L112 227L110 226L111 229H108V231L109 230L110 231L107 232V233H109V235H107V236H110L109 237L110 242H108L109 244L107 243L109 245V246H107L108 250H109L108 252H110V253L112 251L114 252L115 249H117L116 247L118 245L121 244V246H122V243H121L122 240H120V244H119V241L117 243L118 238L122 237L123 241L125 240L124 239L125 237L124 238H123V236L119 237V235L121 234V233H119V230L122 228H124L123 232H124V234H126L125 233L126 227H123L125 224L124 220L121 219L120 221H116ZM126 223H127V221H126ZM198 224H199V226H198ZM227 224L238 225L240 227V229L242 228L243 235L246 236V238L245 237H243V238L245 240L247 239L246 243H248L247 244L248 247L246 245V248H248V249L250 248L252 251H255V254H253V253L250 254L249 252H251V251L249 250V252H248L245 247H243V248H245V250L249 253V254L247 253L248 254L247 256L245 254H244L245 255L244 256L243 253H241V252H240L241 253L240 255H238L237 253H236L237 255L233 254L232 251H234V250L231 251V249H230L231 248L230 247L231 241L229 238H227V235H226V232H228V231H226V229H227L226 225ZM227 227L231 228V226H227ZM129 229H130V231H129ZM153 230H154V228L152 229V231ZM158 231H160V230L158 229ZM153 232L155 233V231H153ZM103 233H105V232H103ZM131 233L129 235H132ZM161 233H158V234L162 235ZM164 233H166V232H164ZM235 234L233 233V235H235ZM240 234H242V232ZM230 236H231V234H230ZM252 237L254 238V240H250V238L252 239ZM23 238H24V236H23ZM164 238H165V236H164ZM164 238L161 239V242H162V240L163 241L165 240L168 242L167 236H166L167 240H166V238L165 239ZM240 238H242V236ZM165 241H164V243H166ZM233 241H234V238L232 240V243H233ZM124 242H126V241H124ZM132 242H129V243H132ZM143 244H145V242ZM237 244H236V247H237ZM124 245H126V243H124ZM233 245H235V243ZM233 245H232V247H233ZM94 246L95 245L93 244V247ZM96 248L97 247H95V249ZM127 248L129 251L130 250L129 247H127ZM243 248H241L242 249L241 251H245ZM95 249H93V250L96 251ZM237 249H239V248H237ZM197 250H199L200 252L202 251V253H200V252L196 253ZM125 251H127V250L125 249ZM146 251H147V249H146ZM167 252H168V250H167ZM236 252H238V251H236ZM164 253H165V251H164ZM167 254H166V256H167ZM127 255H128V253H127ZM159 255H160V253H159ZM161 255H162V253H161ZM170 255H171V259H172V257L174 258V256H172V254H170ZM152 256H154V255H152ZM166 256H164V257H166ZM164 257H162L161 260L157 258L159 262L157 261L156 263L162 264L164 261H166V260H163ZM124 258H127V260L125 261L126 263L123 262ZM139 258L136 259L135 255L133 256L132 254H129L126 257L123 256V258H121L123 261H121V263L118 262V264H136L138 262ZM168 258L169 257L166 258L167 259L166 264H170V262L173 263L170 258H169V261L170 260L171 261L169 262ZM174 259H176V258H174ZM95 261H97V259ZM175 262H176V260L174 261V264H175ZM89 263H91V262H89ZM93 263H96V262L93 261ZM101 264H104V262H102Z\"/></svg>",
	"mask_w": 264,
	"mask_h": 264
}]
</instances>
